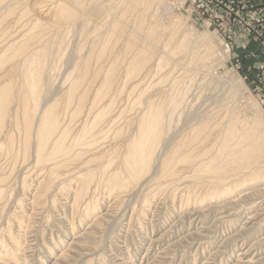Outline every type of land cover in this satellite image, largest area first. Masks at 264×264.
<instances>
[{
	"label": "bare ground",
	"instance_id": "bare-ground-1",
	"mask_svg": "<svg viewBox=\"0 0 264 264\" xmlns=\"http://www.w3.org/2000/svg\"><path fill=\"white\" fill-rule=\"evenodd\" d=\"M4 1L8 2L0 0V6ZM81 1L46 0L41 8L39 2L0 7V170L10 167L6 175L0 172V218L4 210L8 212L4 222L8 226L0 225V264L27 263V249L37 244L36 216L56 192L67 195L64 204L70 207L69 214L66 209L61 212L69 222L65 231L72 236L55 260H69L73 256L69 252L77 254L68 264L89 260L79 250L90 248L88 240L104 230L118 206L144 183L155 192L147 196L139 214L151 213L161 195L173 204L181 199V208L172 211L160 234L151 231L141 264H174L180 248L181 264H194L196 258L189 259L216 241L218 235L212 233L218 225L228 229L202 255L201 264H264V200L256 202L264 197V115L257 109L260 115L249 120L232 104L225 119L217 123L200 119L167 153L160 152L171 142L166 118L186 105L189 84H180L176 77L167 89L161 83L168 74L157 83L151 80L153 85L147 83L149 65L163 70L164 56L175 53V45L183 50L190 33L180 32L176 22L164 34L167 27L158 30L155 20L147 32L140 25L126 29L123 12H117L124 0L115 10L91 7V13H100L101 18L95 22V17L82 18L80 25L79 6L86 2ZM79 28L83 32L78 36ZM74 34L79 37L73 39L75 43ZM121 38L125 39L122 54L115 53L116 48L108 45ZM155 43L162 45L158 57L150 53ZM69 49L73 56L64 60ZM190 66L188 62V69H174L187 70L179 74L191 86ZM56 80L58 86L52 91ZM135 102L140 109L133 113ZM126 116L129 130L123 125ZM19 177L22 191L12 199V186ZM65 177L68 183L63 182ZM187 192L192 207L184 198ZM104 202L108 208L102 212ZM83 224H88L86 232ZM151 248L153 256L147 253ZM54 249L49 247V255ZM234 252L238 254L232 258ZM38 264H45L44 260L39 258Z\"/></svg>",
	"mask_w": 264,
	"mask_h": 264
},
{
	"label": "rangeland",
	"instance_id": "rangeland-1",
	"mask_svg": "<svg viewBox=\"0 0 264 264\" xmlns=\"http://www.w3.org/2000/svg\"><path fill=\"white\" fill-rule=\"evenodd\" d=\"M7 1L9 3L4 1V4L2 3L3 5L0 6L1 9H4L9 5L16 7L17 4H19L18 8H20V6L24 7L27 5L26 3L30 2H32L33 5L39 2L40 4L36 5L40 6L41 8V5L46 3V0H16L15 2L17 3H15L14 0ZM35 1L36 3H34ZM85 1L86 2H83L82 4L86 7V10L85 7L79 3V5L81 4L79 8H82L80 13L82 16L80 15L81 17L79 16L80 18H78L81 21L82 18L86 19L87 17H92L93 21V17H95V22L101 17L98 16L100 13L96 14V16L99 18L91 13L94 9L93 6L106 7L107 10L113 9L115 5V8L119 7L117 5L119 4L118 2L120 0H100L105 2L106 5L105 3L104 5L103 3H100L99 0L96 1V3L94 0V2L90 0ZM148 1L150 5L146 3ZM148 1L124 0L123 4L120 5L117 12L119 10L123 12L125 17L124 25L126 29L130 28L131 25H140L141 31L147 32L151 20H155L159 22L158 24L155 22L153 23L154 27L158 30L164 26L167 27L165 31H163L165 34L170 25L177 22L181 27L180 32L185 31L191 35V38L185 41V47L183 50L176 48L175 45L174 47L176 52L171 53L174 55V57L170 53L164 56V59L167 57L166 61L168 60L169 64L165 61L164 66L162 67L163 70L155 69V65H152L153 63L149 65L152 70L150 71L151 74L149 72V76L146 78L147 83H150L153 79L154 82L156 80L159 81V79L163 77L164 74H168L169 76L166 78V82H160L161 85L164 84L167 89L173 85L172 82H175L176 79L180 81V84L182 83L185 86L189 84V89L185 94V96H187L186 105L181 106L179 108L180 110H177L179 112H172L171 115L174 113L173 116L167 115V125L169 123L168 130H170V132L172 130L171 134H169L172 135L170 136L171 142H168L169 144L166 143L169 146H163L161 148L162 150L160 149V152L164 151L163 153H167L169 151L167 149H170V147L181 138V135L185 131L189 130L191 126L202 121L203 119V121L211 120L212 123L221 121L224 113L226 117V112H228L227 109L233 106L232 104H234V107L236 106V109H239L238 114L240 116L247 117L249 120H254L256 116L260 115V112V116L264 115V0ZM78 2L79 0H75L74 4H78ZM90 2L93 4L92 6L88 5L91 4ZM98 4L101 5L98 6ZM87 9L90 14L86 12ZM30 13L32 14V12ZM84 13H86L85 16H83ZM142 17L143 19L140 20ZM79 23L81 25L82 21ZM81 27L82 26H80V28ZM80 28L79 32L76 33L78 36L83 32L80 30ZM81 29H83V27ZM76 34H74L71 39V41L74 43V40L79 39ZM124 42L125 39L121 38L117 42L118 44L115 42L109 43L108 47H114L116 48L114 49L115 53H121V48ZM151 47L150 53L152 55H157V57L162 55V45L155 43ZM70 50L71 49L67 51L68 53L66 52L64 60H67L66 58H70V56L72 58L73 55H70ZM207 50H210L211 53L205 54ZM129 55L130 54L126 56ZM200 55L202 56L201 60H199ZM172 62L173 64L175 62L177 64L175 63L172 65ZM188 62L191 64L189 69H193L190 71L192 77L191 86L190 83H187L188 81H186L189 79L184 76L187 74V70H183L184 68L174 69L178 67H185L187 66ZM65 64V69L63 66L60 67V74L66 70L67 63ZM179 73H185L184 75L182 74L184 76L182 78L186 81V84H184L185 81L180 78L182 75ZM174 78H176L175 81ZM178 80L177 83L179 82ZM153 81L151 82L152 85L154 84ZM157 81L155 83H157ZM53 83L55 84L51 89L52 91L56 86H58L57 80ZM151 89H154V87ZM153 92L158 93V91ZM118 99L119 102H124L123 98L120 96ZM138 105L139 104L136 102L135 104H132V110L130 108L128 113L131 114V111L134 113L136 110H139L140 108L137 109ZM128 118L129 116H126L123 125L127 126L129 130V122L126 121ZM122 120L124 119H121L120 121ZM170 139H167V141ZM16 169L17 168H14V170ZM8 170H10V167L4 166V168H1L0 172L1 174L4 173V175H6ZM20 179L21 178L19 177L18 182L14 183L12 186V199H15L17 194L22 191ZM65 179L66 180L63 182L68 183L69 181L67 177H65ZM29 182L31 181L29 180ZM181 182L182 181H178V183ZM36 184L37 183L35 181L31 182V186H36ZM136 188L137 189H135L134 193L125 198V202L118 206V209L112 215L110 221L105 225L104 230L100 234H97L95 239L92 237L91 241L88 240L87 243L90 245V248L87 250H79L82 253H86L87 259L89 258L87 261L86 259L82 260L81 264H119L124 260H129L133 264H141L143 261L142 257L146 256V254L144 256L143 254L149 245L148 240L152 234L151 231L155 230V233L160 234L162 232V228L169 224L168 221L171 214L173 213L172 211H180L181 199L177 198L173 204L169 198H161V195L157 198L158 201H155L156 207L154 206L155 209L153 208L151 213L147 211L145 216L143 214H139V208L143 207L147 196H152L150 194H153L155 191H149L147 189L146 183ZM100 193H102V196L105 195L103 192H99L97 194ZM66 196V194L59 192L52 194L50 198L48 197L49 199L47 198L48 201L44 203L40 215L36 216L39 218V228L36 231L37 244L34 245V248L27 249L28 252L26 251V264H38L39 258L44 260L45 264H68L71 263L72 259L76 258L77 253L75 254L74 252H69L70 255H73L69 260H55L58 252L62 249V247L67 246V243H69L72 236L65 231L69 222L67 217H65V215L61 212L63 209H66L68 211L66 212L68 215L70 211V207H67V205L64 204V199L67 198ZM24 197H26V195ZM184 198L190 199L189 203H191L190 207H192L193 201L191 198V193H185ZM69 200L71 202L72 197H70ZM261 200H264V197L259 198V200L257 199L256 202ZM151 201H153L152 197ZM157 202L159 203L158 205ZM103 205L102 212L107 210L108 203L104 202ZM65 206L66 208H64ZM7 216L8 212L4 210L2 217L0 218V225H3L4 227L8 226V224H4ZM156 223H158V227L155 225ZM87 225L88 224H83V226H81L82 231L85 230L86 232L89 230ZM227 226L228 225H218L216 230L213 229L215 230V234L212 233V235H218L216 241H214L209 247L206 246L202 249H199L198 251H196V248L195 250L193 249L189 257H191L195 251L197 255L191 257L189 261H193L196 258L194 260V264H201L203 262L202 255H205L207 251L218 244L221 238L220 234L221 232L223 233L226 231V229H228ZM4 239H6V237H4ZM53 242H56L57 245ZM165 244L166 242L163 245ZM207 244L208 243L205 242L204 246ZM53 246L55 248L54 254L49 255V247H52L53 249ZM74 250H76L75 247ZM148 251L149 252L147 253L152 254V256L155 254V250L152 251V248ZM181 253L182 248L177 250L175 253L176 260L174 264H181L179 258ZM235 254L237 255L238 252H234V254H232V258L235 256Z\"/></svg>",
	"mask_w": 264,
	"mask_h": 264
}]
</instances>
